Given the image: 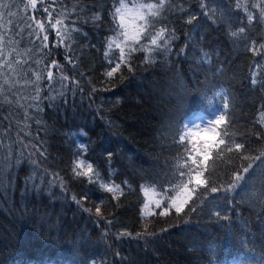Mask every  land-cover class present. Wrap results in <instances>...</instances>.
Masks as SVG:
<instances>
[{
	"label": "trees",
	"instance_id": "obj_1",
	"mask_svg": "<svg viewBox=\"0 0 264 264\" xmlns=\"http://www.w3.org/2000/svg\"><path fill=\"white\" fill-rule=\"evenodd\" d=\"M0 3L17 13L0 18V63L15 69L0 68V264H264V0H164L148 19L167 49L147 33L139 44L117 35L119 0H36L44 32L28 0ZM110 39L128 57L111 77L120 49ZM207 120L233 151L212 150L199 168L207 186L190 184L177 213L179 173L196 167L190 134ZM79 160L88 176L73 171Z\"/></svg>",
	"mask_w": 264,
	"mask_h": 264
},
{
	"label": "snow or ice",
	"instance_id": "obj_2",
	"mask_svg": "<svg viewBox=\"0 0 264 264\" xmlns=\"http://www.w3.org/2000/svg\"><path fill=\"white\" fill-rule=\"evenodd\" d=\"M163 3L164 0H159V3H132V6L130 7L128 3L125 2V0H119V6H116L114 8V12L112 13V19H113V23L114 25H116V28L114 29L117 33L118 36H123L125 42L128 40H132L134 41L135 44H139L140 40L142 38H144L145 33H147L149 36H151L150 39V43L153 46H156L157 49H167V45H168V41H165L164 45H160L158 43L159 40L163 39V30L156 32L155 36H152L151 33L149 32V28H151L153 26L152 21H150L148 19V17H153L155 18L156 16L159 15V12L161 10V8L163 7ZM28 5L31 6V9L33 10V14L31 16V19L33 21H35L36 23V27L40 29L41 32L45 31V27H44V23L41 21H37L36 20V9H37V3L36 0H28ZM28 5H25V8L28 7ZM237 7H240V5H237ZM253 7H258V5H253ZM3 9H9L8 11H3ZM43 12L48 13L49 18H51L52 13L49 12V8L48 6H44L42 8ZM245 11L247 12V8H245ZM206 14V13H205ZM63 15V13H62ZM15 17L17 16V13L14 11L10 10V7L8 4H3L0 3V18L2 17ZM96 19L99 20L100 17L96 16ZM191 19H195L194 16L190 17L189 22H191ZM247 19L248 22L251 23L254 19V16L251 13H248L247 15ZM261 19H264V8H261ZM25 20V25L27 28L32 29V24L27 23L28 18H24ZM141 21L142 23H140L138 26L135 24L136 21ZM126 21L128 23H131L133 25L134 28V35L129 36V32H128V24L126 23ZM7 23H11V21H7ZM63 21L61 19H57L55 24H52L51 27L53 29L56 28L57 25H62ZM2 26V25H0ZM23 31V27H21V32ZM35 31V29H32V32H29V35H32L33 32ZM240 33L245 32V28L241 27L239 29ZM58 35H61V39L63 40V38L65 36H68L70 38V33H69V29L68 27H64L63 28V32L62 33H58ZM37 39H39V36L37 35ZM49 39L48 35L45 34L43 36V41L47 42ZM4 43V35H0V44ZM9 43H11V41L9 40ZM112 43H115V40L110 39L109 42V47H111ZM43 47H47V44L44 43ZM115 47L120 49V57H119V63H116L114 67L111 68L110 71L107 72V75L109 77H111L115 72H117V70L120 68V63H126L128 57H126L125 55V50L123 47H121L120 43H115ZM138 49L135 47H132L130 49V52H134L137 51ZM145 51H148V49H143ZM3 49L0 48V55H3ZM106 57L108 56V53L105 52L104 54ZM16 64H19L20 61L17 60L15 61ZM37 63H39V61H37ZM109 63H112V60H109ZM5 65H7V67L9 69H12L13 71H15V69H13L12 64L9 63L7 61V59L4 60L3 63H0V68H3ZM53 66L57 65L56 61L52 62ZM129 70L131 69V65H128ZM0 75H5L4 73L0 72ZM47 77L49 80L52 79L53 77V72L51 70H49L47 72ZM37 80H39V76L37 77ZM257 81L255 79L252 80V83L255 84ZM39 86L37 85L36 87V96L34 97V99L39 100L40 96H39ZM35 107L37 109H39L40 111H42L43 109L40 108L39 104L35 105ZM227 105H223L222 106V111L224 108H226ZM213 123L217 126L225 123V118L224 115H219L218 118H216L215 120H213ZM191 135L194 137V140L192 141L193 144V148L195 151V155L194 156H189L188 159L191 160L192 165H195L196 167L194 169H190L187 173L185 172H180L179 175L181 177L187 175L188 179L187 181H182V190L183 192L186 194L185 198L180 199L179 197H175L172 199V205L175 207V211L177 213H180L184 210V206L188 204L189 199H191L192 194L195 192V188H189L190 184H195L196 186H201V185H205L207 186L206 181H204L202 179V177L204 176V172L200 171L199 168L201 165H206L207 161L211 158V152L213 149H219V152H217V156H220L223 154L224 151L227 152H232L233 151V147L231 146V144H226L225 140L220 138V133L217 131L216 128H205L203 130V132H193L191 133ZM225 135H227V133H225ZM179 140L181 142H183L185 140V135L181 134L179 136ZM223 145L224 147L221 148L220 146ZM245 147V145L243 143H235V150L237 153H239L241 151V149H243ZM21 152H23V145L21 146ZM9 159H11V151H9ZM41 155H43V153H41ZM196 157H199L200 159L197 160ZM241 159H249V157L245 154V155H241L240 156ZM20 161L17 160V164H19ZM31 163H35V161H31ZM251 167V165L249 164L247 167L244 168V171L247 172L248 168ZM76 169H81V172L78 173V175H84V176H88L92 171V165L88 164L86 170L84 169V161L83 160H79L78 162L75 163V168L73 169V171H75ZM233 171H235V169H233ZM226 175H228V173L226 172ZM219 180V177L217 178ZM235 179L236 180H240L242 179V177L237 173L235 175ZM125 183H127L125 181ZM235 187L234 184H231V182H229V188L225 189V191H229L231 189H233ZM108 192H112L113 188L109 187L107 189ZM210 191L215 193L219 191V188L217 186H215V184H213V186H211ZM147 195V193H146ZM73 199L75 200L76 197L74 196ZM179 200V202H177ZM148 205L146 204L145 207H147ZM157 207H160V202L157 201ZM191 212H196L197 208L196 207H192L190 209ZM166 214L162 213V215ZM96 215L99 216L100 215V209L97 208L96 209ZM216 215L219 216L220 212L219 210L216 212ZM109 223H111V221H109Z\"/></svg>",
	"mask_w": 264,
	"mask_h": 264
},
{
	"label": "rangeland",
	"instance_id": "obj_3",
	"mask_svg": "<svg viewBox=\"0 0 264 264\" xmlns=\"http://www.w3.org/2000/svg\"><path fill=\"white\" fill-rule=\"evenodd\" d=\"M132 6V4L130 5V7ZM126 23L128 24V32H129V36L134 35V28L133 25L131 23H128L126 21ZM135 24L138 26L140 24V21H136ZM205 128L211 129V128H215L214 124L209 122V120H207V123L205 121L203 122H198L196 124H194V129H196L194 132H203V130ZM193 133V132H192ZM192 135L190 134V138L192 139ZM194 138V137H193Z\"/></svg>",
	"mask_w": 264,
	"mask_h": 264
}]
</instances>
